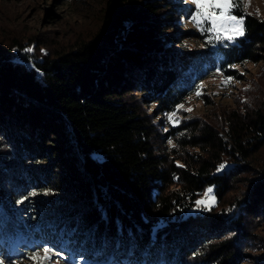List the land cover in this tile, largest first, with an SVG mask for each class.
Listing matches in <instances>:
<instances>
[{
  "label": "trees",
  "instance_id": "1",
  "mask_svg": "<svg viewBox=\"0 0 264 264\" xmlns=\"http://www.w3.org/2000/svg\"><path fill=\"white\" fill-rule=\"evenodd\" d=\"M97 1L94 28L66 43L0 32V251L51 248L66 264L248 262L264 219V100L172 127L184 148L174 159L153 122L207 74L238 77L258 60L264 19L235 9L244 35L217 46L186 25L203 48L184 53L169 48L164 3ZM208 188L213 202L197 205Z\"/></svg>",
  "mask_w": 264,
  "mask_h": 264
},
{
  "label": "rangeland",
  "instance_id": "2",
  "mask_svg": "<svg viewBox=\"0 0 264 264\" xmlns=\"http://www.w3.org/2000/svg\"><path fill=\"white\" fill-rule=\"evenodd\" d=\"M66 0H0V32L21 35L27 37L35 34H41L50 41L56 38L58 41L67 42L77 37L89 34L97 23L98 11L95 10L97 0H84L77 4L67 3ZM91 1V2H90ZM164 3L160 10L166 17L172 18L175 25L174 35L176 40L169 43V48L177 52H197L203 48L194 33L182 34L189 25L191 30H197L198 33L205 35L206 40L211 38L215 40L210 33H202L191 21L190 16L185 17L186 9L191 4L190 0H158ZM172 1V2H171ZM90 2V3H89ZM171 2V3H167ZM93 3V4H92ZM245 11L248 14L264 19V0H241ZM174 8H173V7ZM192 11L194 10V5ZM191 11V12H192ZM237 18L241 16L233 12ZM175 16V18L173 17ZM243 18V17H242ZM244 27V18H243ZM229 33H224L228 35ZM182 35V39L179 36ZM234 42V41H230ZM167 45V46H168ZM205 46V45H204ZM170 49V50H171ZM259 59L250 61L245 65L236 67L238 77H227L223 72H214L207 74L198 82L197 92L188 97L186 101L180 104L172 113H167L156 119L153 123L157 127L159 134L166 141L160 148L172 154V158H177L178 153L184 150L177 140L171 138L168 134L172 127H180L187 121L204 119L220 120V109L223 107L246 105L251 107L255 102L264 100V51L261 52ZM154 105L145 106L146 113H152ZM173 114L172 120L168 115ZM164 124V125H163ZM163 125V126H162ZM258 158L264 160V151ZM234 194L242 195L247 192L245 184L238 183ZM211 190L206 189L198 201H203L200 206L204 207L213 202ZM255 230V236L261 241L259 247L251 251V258L243 264H264V219L258 220ZM18 243V242H17ZM9 252L0 251V261L2 264H66L57 252L47 248V257L45 258L44 247H37L31 257L19 254L25 251L23 245H17ZM1 249V247H0ZM12 251V252H11ZM259 258V260H257Z\"/></svg>",
  "mask_w": 264,
  "mask_h": 264
},
{
  "label": "snow or ice",
  "instance_id": "3",
  "mask_svg": "<svg viewBox=\"0 0 264 264\" xmlns=\"http://www.w3.org/2000/svg\"><path fill=\"white\" fill-rule=\"evenodd\" d=\"M187 2V0H186ZM194 5V10L191 14L192 23L202 32L210 33L216 41H235L238 37L244 35L243 18H237L233 11L238 8L245 7L241 0H190ZM224 33H229L224 35ZM209 43H212L210 38ZM225 47L230 46L225 44ZM31 51V49H26ZM197 95H200L199 91ZM173 114L168 115V119L172 120ZM223 167V165H221ZM197 205L203 201H197ZM45 258L47 257L48 249L45 248ZM2 264V261H0Z\"/></svg>",
  "mask_w": 264,
  "mask_h": 264
},
{
  "label": "clouds",
  "instance_id": "4",
  "mask_svg": "<svg viewBox=\"0 0 264 264\" xmlns=\"http://www.w3.org/2000/svg\"><path fill=\"white\" fill-rule=\"evenodd\" d=\"M212 41H214V43L212 42V45H213V46H217V45L215 44L216 40H212Z\"/></svg>",
  "mask_w": 264,
  "mask_h": 264
}]
</instances>
